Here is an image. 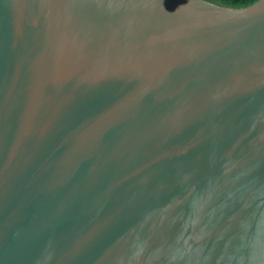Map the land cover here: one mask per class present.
<instances>
[{
  "label": "water",
  "instance_id": "1",
  "mask_svg": "<svg viewBox=\"0 0 264 264\" xmlns=\"http://www.w3.org/2000/svg\"><path fill=\"white\" fill-rule=\"evenodd\" d=\"M0 264H264V0H0Z\"/></svg>",
  "mask_w": 264,
  "mask_h": 264
},
{
  "label": "trees",
  "instance_id": "2",
  "mask_svg": "<svg viewBox=\"0 0 264 264\" xmlns=\"http://www.w3.org/2000/svg\"><path fill=\"white\" fill-rule=\"evenodd\" d=\"M208 1L232 8H242L253 4L257 0H208Z\"/></svg>",
  "mask_w": 264,
  "mask_h": 264
}]
</instances>
